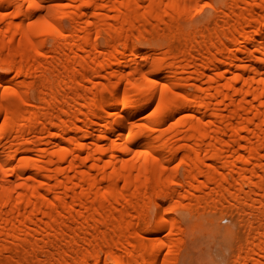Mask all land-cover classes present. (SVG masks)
Segmentation results:
<instances>
[{
  "label": "bare ground",
  "instance_id": "6f19581e",
  "mask_svg": "<svg viewBox=\"0 0 264 264\" xmlns=\"http://www.w3.org/2000/svg\"><path fill=\"white\" fill-rule=\"evenodd\" d=\"M206 224L264 264V0H0V264H166Z\"/></svg>",
  "mask_w": 264,
  "mask_h": 264
},
{
  "label": "rangeland",
  "instance_id": "374dc122",
  "mask_svg": "<svg viewBox=\"0 0 264 264\" xmlns=\"http://www.w3.org/2000/svg\"><path fill=\"white\" fill-rule=\"evenodd\" d=\"M165 208L170 209L168 211L169 216L180 221L179 212L174 207V204L168 203ZM164 210L162 213H164ZM233 212L234 217H231L232 219L224 217L225 219L218 220L216 218L214 220H218L217 225L219 224L222 227L231 226L237 231L238 236H242L240 239H244L246 232H244L245 230L241 231L243 229L239 225L236 209ZM156 220L157 218L153 220V224H155ZM184 225L185 223L183 222ZM185 227L187 226L185 225ZM165 234H168V231ZM191 237L187 238L180 232L175 233L174 245L171 248L172 253L166 264H228L231 260L232 248H229L230 245L223 235L213 231L210 224H206L204 228L196 231ZM152 242H149V244H152Z\"/></svg>",
  "mask_w": 264,
  "mask_h": 264
}]
</instances>
